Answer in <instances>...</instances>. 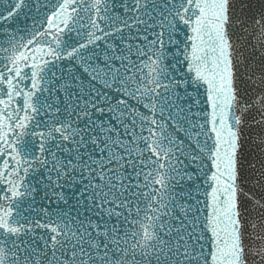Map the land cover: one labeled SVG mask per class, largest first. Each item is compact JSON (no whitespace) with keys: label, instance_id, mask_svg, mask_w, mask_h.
Instances as JSON below:
<instances>
[{"label":"snow or ice","instance_id":"6c2138e0","mask_svg":"<svg viewBox=\"0 0 264 264\" xmlns=\"http://www.w3.org/2000/svg\"><path fill=\"white\" fill-rule=\"evenodd\" d=\"M0 264H264V0H0Z\"/></svg>","mask_w":264,"mask_h":264}]
</instances>
